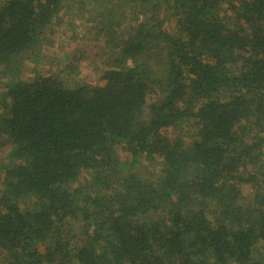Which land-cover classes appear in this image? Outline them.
Listing matches in <instances>:
<instances>
[{
	"label": "trees",
	"instance_id": "1",
	"mask_svg": "<svg viewBox=\"0 0 264 264\" xmlns=\"http://www.w3.org/2000/svg\"><path fill=\"white\" fill-rule=\"evenodd\" d=\"M66 1L0 0V264H264V0H81L102 84L25 79Z\"/></svg>",
	"mask_w": 264,
	"mask_h": 264
},
{
	"label": "rangeland",
	"instance_id": "2",
	"mask_svg": "<svg viewBox=\"0 0 264 264\" xmlns=\"http://www.w3.org/2000/svg\"><path fill=\"white\" fill-rule=\"evenodd\" d=\"M81 0H68L65 5L73 7L71 11H62L52 25L45 29L44 43L41 53L36 58L34 64L28 63L23 70V77L29 79L35 75L51 76V74L61 75L68 78L67 85L73 88L75 85L83 84L97 86L101 83V75L110 67L108 54L109 48L104 43L102 37L96 36L94 27L98 26L97 21L92 18L90 12L82 13L79 6ZM89 6L87 9L89 10ZM107 11H104V15ZM129 19L122 21V27L134 25L133 13ZM137 17V16H136ZM139 21L142 20L138 16ZM60 68H64V72ZM76 71L78 74H76ZM1 95V86H0ZM9 147L6 144L0 145V163L8 160ZM148 165L143 163L144 168L142 177L154 179L161 169V161L155 159ZM147 167V169H146ZM85 176L82 177V179ZM243 202H249L252 191L249 187L243 188Z\"/></svg>",
	"mask_w": 264,
	"mask_h": 264
}]
</instances>
